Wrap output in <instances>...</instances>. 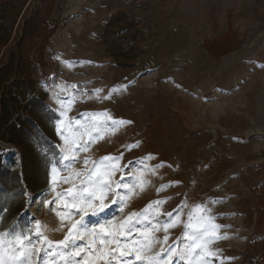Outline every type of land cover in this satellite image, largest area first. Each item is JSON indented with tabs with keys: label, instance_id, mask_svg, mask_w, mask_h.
<instances>
[{
	"label": "rangeland",
	"instance_id": "obj_1",
	"mask_svg": "<svg viewBox=\"0 0 264 264\" xmlns=\"http://www.w3.org/2000/svg\"><path fill=\"white\" fill-rule=\"evenodd\" d=\"M38 2L0 0L11 40ZM47 22L57 30L34 85L46 108L30 105L33 124L12 135L20 145L0 137L2 166L19 171L27 156L29 183L44 187L34 194L28 187L23 212L0 217L4 246L25 226L34 229V221L49 240H63L80 220L67 216L69 189L75 192L97 167L115 168L111 179L127 198L87 218L81 229L118 226L136 212L141 215L120 239L139 240L140 232L159 225L145 256L202 236L210 253L204 258L196 250L202 264H264V40H236L230 52L216 54L204 30L187 28L163 0H56ZM53 138L55 149L44 146ZM58 194H64L59 203ZM157 201H164L159 215ZM177 216L165 233L164 223ZM87 258L86 248L72 264ZM46 259L42 253L37 264ZM190 260L177 257L174 264Z\"/></svg>",
	"mask_w": 264,
	"mask_h": 264
},
{
	"label": "snow or ice",
	"instance_id": "obj_2",
	"mask_svg": "<svg viewBox=\"0 0 264 264\" xmlns=\"http://www.w3.org/2000/svg\"><path fill=\"white\" fill-rule=\"evenodd\" d=\"M81 147L86 148V145H81ZM64 159L67 160L68 157L65 156ZM104 159L110 158L106 157ZM53 171H55V168ZM114 174L115 168L109 172L101 171L100 167H97L95 171L81 181L80 187L75 192L69 189L67 195L72 202L65 204L68 209L67 216L79 215L80 220L71 223L63 240L58 242L49 240L44 234L46 229L42 228L41 222L34 221V229H28L25 226V229L15 234L14 240L8 242V247H5L4 242L0 240V264H37L42 253L48 257L44 264H72V257H80L82 253H85L86 248L90 251L91 258L85 259L84 264H125L126 260L128 264H136L137 261L140 264H174V258L177 257L182 259L190 257L189 264L192 260H195V264H202V259H197L194 255L197 249L203 252L204 258L210 255L209 252L204 251L206 241L202 236L189 237L192 243L185 247H178L177 241L167 246L162 245L160 252L153 256H145L144 253L152 243L153 231L160 230L159 225L153 224L150 229L140 232L141 239L139 240H125L122 242L120 238L125 236L126 231L130 230V225L138 220L141 215L136 212L129 214L118 226L113 225L111 228L105 227L104 224L100 225L99 230L95 226L86 229L79 227L87 218L98 217L109 211L111 206L117 203V198L123 205L127 194L120 195L117 192L121 185L118 181L111 179ZM53 183H55V180H53ZM60 195L64 194H58V203L60 202ZM108 197H111L110 203L105 202ZM44 203L46 207L51 205L49 201H44ZM161 203H164V201H157L154 206L156 215L160 214L159 205ZM72 209H75V212ZM121 211H123V207ZM56 214L60 216L59 211ZM167 215L172 217V213H167ZM178 220L179 217L177 216L171 222H165L162 226L163 231L167 233L170 228L176 226ZM187 226L194 227L191 223ZM205 235H207L206 231ZM97 238H99V244H97ZM78 240H89V244L76 245L74 242ZM167 240L168 236L165 235L164 241ZM111 244H116V248H109L108 246ZM34 254L37 258L36 261L33 260ZM56 257H59V260ZM128 258L134 259L128 260ZM75 264H80V262L76 261Z\"/></svg>",
	"mask_w": 264,
	"mask_h": 264
},
{
	"label": "trees",
	"instance_id": "obj_3",
	"mask_svg": "<svg viewBox=\"0 0 264 264\" xmlns=\"http://www.w3.org/2000/svg\"><path fill=\"white\" fill-rule=\"evenodd\" d=\"M55 1L39 0L31 14L24 19L16 41L11 40L12 25L3 20L5 18H0V137L13 145L20 144L12 135L17 138L19 132H23L25 128L24 124L33 121L30 105L39 102L42 108H46L44 95H34V85L43 75L44 49L57 30V24L50 26L47 22ZM4 17H9V14ZM54 145V138L44 144L55 149ZM36 153L40 154H34ZM22 157L19 171L6 169L0 163L2 218L7 215L16 217L23 212L28 187L33 194L44 187H34L29 183V158L24 155ZM43 170L46 175L48 165Z\"/></svg>",
	"mask_w": 264,
	"mask_h": 264
},
{
	"label": "crops",
	"instance_id": "obj_4",
	"mask_svg": "<svg viewBox=\"0 0 264 264\" xmlns=\"http://www.w3.org/2000/svg\"><path fill=\"white\" fill-rule=\"evenodd\" d=\"M163 4L179 13L187 28L204 30L202 38L212 40L216 54L230 52L236 40H264V0H163Z\"/></svg>",
	"mask_w": 264,
	"mask_h": 264
}]
</instances>
